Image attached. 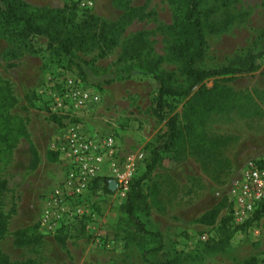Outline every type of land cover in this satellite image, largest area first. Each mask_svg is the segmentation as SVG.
Returning <instances> with one entry per match:
<instances>
[{
  "label": "rangeland",
  "instance_id": "obj_1",
  "mask_svg": "<svg viewBox=\"0 0 264 264\" xmlns=\"http://www.w3.org/2000/svg\"><path fill=\"white\" fill-rule=\"evenodd\" d=\"M23 1L48 9L76 3L78 19L88 10L107 24L117 23L134 8L142 10L144 19L117 32L115 46L104 57H99L98 49L77 53L91 63L83 73L66 58L46 52L44 39L34 40L37 53L23 52L15 57L14 45L0 37V78L7 82L14 99L11 108L2 114L0 111V135L7 140L6 145L0 142V180L6 182V189L0 190V209L7 217L1 252L11 262L32 260L35 264H146L140 247L157 246L158 240L134 231L119 209L125 197L114 185L105 184L107 188L103 186L101 194L91 200V218L67 220V225L58 228L67 229L64 246L56 241L58 229L46 233L40 228L45 197L61 184L65 172L51 147L63 127L49 121L38 90L45 78L58 70L72 73L93 87L100 95V105L85 124L92 131L118 137L125 155L142 154L133 177L137 178L144 172L149 145L165 127L151 114L156 81L143 73L141 62L119 61V57L126 43L143 33L146 43L141 60L159 62V70L172 74L174 86L183 85L178 60L170 51L175 37L167 31L179 24L181 8L173 0ZM198 16L206 42L202 68L237 66L246 55L263 47L264 0H199ZM256 63L255 72L225 83L235 97L222 111L197 110L193 133L187 135L178 152L164 155L143 182L146 208L138 205L135 215L146 230L160 233L163 242L160 252L148 256L151 262L243 264L254 258L256 264H264V217L250 227L234 230L224 249L213 248L219 240L220 221L230 216L231 187L249 161L264 160V57ZM120 71L130 76L106 83ZM206 85L211 87L212 81ZM184 105L185 100H180L175 109L181 125L186 123L182 120ZM32 147L38 155L35 169L31 168ZM213 209L217 210L216 223L200 224L198 220ZM34 226L41 239L29 246H15L14 233ZM229 226L236 228L231 220ZM202 234L206 243L195 245Z\"/></svg>",
  "mask_w": 264,
  "mask_h": 264
},
{
  "label": "trees",
  "instance_id": "obj_2",
  "mask_svg": "<svg viewBox=\"0 0 264 264\" xmlns=\"http://www.w3.org/2000/svg\"><path fill=\"white\" fill-rule=\"evenodd\" d=\"M181 8V19L177 26L168 28L170 37L174 36V44L170 51L180 66V74L183 77V85L174 86L173 76L158 68L159 62L145 58L141 60V52L145 50L146 36L140 33L132 37L125 45L119 57V61L141 62L144 74L152 75L158 85L157 93L153 99L151 114L160 123H163L165 131L156 136L149 145L148 157L144 160V172L137 178H133L125 198L120 205L121 213L126 215L129 224L138 234L157 239V246L140 247L141 256L146 264H174L172 261L151 262L148 256L156 254L163 249L160 233L145 229L144 224L135 215L138 205H143L145 194L143 182L149 178L151 173L162 162L164 155L178 152L185 143L187 135L193 133V119L199 108L205 112L222 111L226 103L235 97L230 87L225 85L238 75L252 73L258 69L257 61L264 57V30L262 32L263 47L255 54H248L238 62L237 66L228 65L216 69H205L200 66L206 54L205 34L202 22L198 16L199 0H173ZM77 4L64 6L61 9H48L32 7L23 0H0V37L14 45L15 57L23 52L37 53L34 48V40L41 38L45 40V51L56 58H66L70 65L75 66L80 73L84 67L90 65V61L80 58L77 53H85L94 49L99 50V57H104L116 44L117 32H122L131 22L144 19L142 10L134 8L122 15L120 20L114 24H107L84 10L78 19L75 10ZM13 51V50H12ZM10 54V53H9ZM130 75L124 72H116L107 84L116 80L128 78ZM212 86L208 87V81ZM185 100L182 111V120L186 123L180 124L179 116L175 112L176 104ZM14 99L10 95L7 82L0 78V111L5 113L12 107ZM45 103V102H44ZM45 108L48 110L46 103ZM49 121L64 127V122L49 113ZM0 142L7 144L4 136L0 135ZM31 168L35 169L38 163L37 151L30 148ZM105 179L95 181L93 189H102ZM6 189V182L0 180V190ZM230 206V204H229ZM230 209V207H229ZM217 210L213 209L204 214L198 222L204 226L216 223ZM264 217V203L256 210L252 218L243 226L230 228L231 217L223 219L219 223V240L214 243L213 248L222 250L229 245L234 230L250 227ZM83 220H81L82 222ZM229 224V225H228ZM84 225V224H83ZM85 226V225H84ZM37 226L31 229L19 230L14 233V245L17 247L29 246L38 242L41 236L36 233ZM59 231V232H58ZM7 232V217L0 209V241ZM56 241L64 246L66 233L64 228L57 230ZM154 239V240H155ZM197 242V243H196ZM194 244L206 243L196 241ZM196 249V247H195ZM254 258L244 261L243 264H256ZM0 264H35L32 260L11 262L0 249Z\"/></svg>",
  "mask_w": 264,
  "mask_h": 264
},
{
  "label": "built area",
  "instance_id": "obj_3",
  "mask_svg": "<svg viewBox=\"0 0 264 264\" xmlns=\"http://www.w3.org/2000/svg\"><path fill=\"white\" fill-rule=\"evenodd\" d=\"M50 114L64 122L53 140L52 151L64 168V179L45 197L39 225L46 233L55 232L67 220L91 218V200L101 194L95 181L105 179L125 197L130 182L142 163V154L125 155L114 134L91 130L85 120L99 109L100 95L72 73H50L38 90ZM264 203V160L249 161L240 179L229 191L231 224L245 225ZM207 240L205 234L198 239Z\"/></svg>",
  "mask_w": 264,
  "mask_h": 264
}]
</instances>
